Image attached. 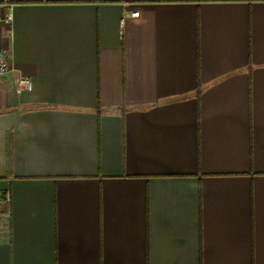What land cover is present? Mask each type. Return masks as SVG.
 <instances>
[{
    "label": "crops",
    "instance_id": "crops-1",
    "mask_svg": "<svg viewBox=\"0 0 264 264\" xmlns=\"http://www.w3.org/2000/svg\"><path fill=\"white\" fill-rule=\"evenodd\" d=\"M9 1L0 264H264V0Z\"/></svg>",
    "mask_w": 264,
    "mask_h": 264
},
{
    "label": "built area",
    "instance_id": "built-area-1",
    "mask_svg": "<svg viewBox=\"0 0 264 264\" xmlns=\"http://www.w3.org/2000/svg\"><path fill=\"white\" fill-rule=\"evenodd\" d=\"M12 3L9 0H0V22L11 24L12 15ZM130 16H139V11H134ZM13 68L11 61V54L7 48H0V77L7 74ZM32 81L27 77H19L18 79V90L23 89L31 90Z\"/></svg>",
    "mask_w": 264,
    "mask_h": 264
},
{
    "label": "trees",
    "instance_id": "trees-1",
    "mask_svg": "<svg viewBox=\"0 0 264 264\" xmlns=\"http://www.w3.org/2000/svg\"><path fill=\"white\" fill-rule=\"evenodd\" d=\"M8 155H9V164H10V157H11V143H10V137H9V140H8Z\"/></svg>",
    "mask_w": 264,
    "mask_h": 264
}]
</instances>
